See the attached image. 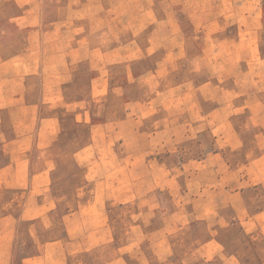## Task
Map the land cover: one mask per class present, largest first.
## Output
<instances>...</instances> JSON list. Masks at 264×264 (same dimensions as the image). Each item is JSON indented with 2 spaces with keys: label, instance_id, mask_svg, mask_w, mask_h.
<instances>
[{
  "label": "crops",
  "instance_id": "crops-1",
  "mask_svg": "<svg viewBox=\"0 0 264 264\" xmlns=\"http://www.w3.org/2000/svg\"><path fill=\"white\" fill-rule=\"evenodd\" d=\"M5 1L0 0V264H92L94 247L113 238L116 254L95 264H131L134 253L140 264H264L255 234L264 229V206L252 210L246 201V185L264 184V55L252 47L243 64L233 62L244 70L241 79L234 76L236 86L206 79L199 94L188 89L191 81L180 80L132 100L128 89L114 82L112 67L124 62L130 68L149 55L150 45L113 42L117 31L125 33L116 15L88 10L100 0L68 4L89 28L72 27L65 13L42 22L37 0H14L20 10L13 13L2 11ZM162 16L151 30L156 36L167 31L162 24L169 16ZM147 17L159 19L154 12ZM149 26L128 30L137 35ZM181 32L176 22L173 34ZM90 35L108 40L90 44L85 41ZM129 45L144 54L112 58ZM81 62L91 67L86 96L77 86L79 68L73 67ZM127 73L129 83L138 79L131 69ZM213 86L222 90L212 103ZM109 95L107 113H116L120 100L122 114L141 121L144 129L122 134L123 115L98 119L105 110L97 114L86 101H107ZM244 114L248 121L241 127L236 118ZM251 127L256 129L252 141L263 143L258 156L246 141ZM118 134L122 140L114 138ZM164 148L172 160L152 157ZM122 177L136 183L134 190L115 184ZM163 192L175 206L168 210L157 196L162 227L144 230L135 224L130 236L116 237L117 206L136 205L131 214L136 219L145 215L148 196ZM174 232L176 249L187 244L188 249L176 251V261L169 262ZM146 243L157 249L147 252ZM248 244L253 252L245 249Z\"/></svg>",
  "mask_w": 264,
  "mask_h": 264
},
{
  "label": "rangeland",
  "instance_id": "rangeland-1",
  "mask_svg": "<svg viewBox=\"0 0 264 264\" xmlns=\"http://www.w3.org/2000/svg\"><path fill=\"white\" fill-rule=\"evenodd\" d=\"M37 10H40L42 13V22L48 23L54 16L58 14H69L70 15V24L72 27H83L89 28L90 24L88 21H78L76 17V12L73 7H68V4H72L73 0H37ZM2 11L5 12H17L20 8L17 6L14 0H6L2 5ZM90 12H96V14H111L116 15V25L119 29H123L125 33L116 32L113 35V42L116 38V42H131L142 43L144 46L150 45L148 51V56H145L140 59H136L131 62V67L129 68L123 63L112 67V75H116L114 82L122 84L130 92V97L132 100L146 98L150 95L151 91L157 86H167L176 83V81L184 80L191 81L189 84V90L191 93L197 92L201 94L203 92V81L206 79L212 80L214 83L223 84L224 86H236L235 77L241 79L244 75L243 68L238 65L241 64L246 57L252 56V47L255 52H259L264 55V0H100L98 3L88 7ZM148 11V12H147ZM154 12L158 15V20L154 17H147V14ZM169 16L163 22L162 26L167 28V31L161 36H156L151 33L153 24L156 25L157 22H161L162 15ZM143 16H145L143 18ZM177 16V18H176ZM154 19V20H153ZM155 21V22H154ZM104 22V20H102ZM176 22L179 23L183 32L178 34L174 33V28ZM149 26V29H146L144 33L134 35L128 30L133 29V32L139 28ZM132 34V35H131ZM110 38V37H109ZM85 39V38H84ZM108 40L107 37L103 36H92L90 35L86 42L89 41L95 44H103ZM164 45L160 47V44ZM207 41V42H206ZM112 42V43H113ZM206 42V43H205ZM159 46V47H157ZM177 46V48H176ZM236 46L235 51H232V47ZM133 45H129L127 50L120 49L113 55L112 58H125L126 55L129 57L139 58L137 56L144 54L141 51L132 49ZM184 47V49H182ZM155 49L154 52L152 50ZM186 48V49H185ZM260 49V50H259ZM147 52V51H146ZM145 52V53H146ZM152 52V53H151ZM87 52L83 50L82 56H85ZM73 55V54H72ZM74 59L79 57L73 55ZM97 58V57H96ZM98 58H102L98 56ZM211 58V60H210ZM109 59V58H108ZM161 62V66H158V63ZM118 63V62H117ZM243 64V63H242ZM73 67L79 68L78 77H77V86L82 87L83 93L88 95L90 90V65L86 62H81L79 64L73 65ZM131 69L134 76L138 79H135L133 83L128 82L127 72ZM248 69V68H247ZM248 78L251 82L252 72L249 68ZM117 72V73H115ZM156 75V77H154ZM159 76V79L157 77ZM183 85H178L179 90L183 89ZM171 87V86H170ZM174 87V86H173ZM170 88V91L176 90V85L174 88ZM222 90L218 86H213V99L212 103L217 98V93ZM248 85L245 87V91H250ZM115 92V91H114ZM117 93H112L117 95L120 92V89L116 91ZM201 96V95H200ZM204 97V94L202 93ZM108 97V100H102L98 103H91L88 99V106L96 109L98 114L99 108L102 111L101 115H97L98 119L110 118L114 115L117 118L122 116V101H118L119 107L117 112L113 114L107 113L108 106L113 99ZM208 101L203 100V104ZM93 104V105H92ZM214 105V104H213ZM121 106V107H120ZM126 119V124L123 126L127 129L123 133H127L132 129L139 130L144 129V124L141 121L133 122V120L127 118V114L123 115ZM248 121L247 114H244L242 117L236 118V122L239 123L241 127L246 126ZM147 125L152 126L153 121L150 120L146 123ZM145 124V127H148ZM140 128V129H139ZM256 129L252 128L246 134V141L248 146H252V153L258 156L262 152L263 143L252 141ZM246 133V132H245ZM249 134L251 138H249ZM120 134L114 138H119ZM120 139V138H119ZM118 139V140H119ZM122 140V139H120ZM188 147L195 146L192 143ZM196 149V148H195ZM167 148L162 149L160 152H155L152 154V157H156L157 160L168 161L172 160L174 157H170L167 153ZM117 159H121V153L116 154ZM229 157V156H228ZM230 157H233L230 152ZM120 165V164H119ZM242 165V164H240ZM123 164L121 165V173L123 175L124 169ZM139 174V170L136 171ZM140 175V174H139ZM115 184L119 185L122 188H125L126 191H132L136 186V183L133 181V185L129 183L124 177L113 180ZM141 182L140 180H137ZM114 184V183H113ZM112 185V184H111ZM246 201L248 202L252 210L258 209L264 206V184H255V185H246ZM128 194L122 196L124 199L128 198ZM157 196L162 197V203L168 210L175 206L174 200H169L170 196L167 192H163L159 195L151 194L148 196V199L144 201V208H146L145 215L140 216L139 218L134 219L132 213L137 210V206L132 205L128 208H120L117 206L114 213L116 220L114 221L113 233L116 234V237L122 235L130 236L129 230L132 225L138 224L144 230H152L162 227L164 225L163 211L159 207V202ZM130 197V196H129ZM202 228V227H200ZM198 227V229H200ZM237 234L236 232H234ZM103 235V233H101ZM110 234V232H106ZM234 234V235H235ZM256 234V250L260 253V256L264 258V229L257 230ZM174 244L172 249L173 257L170 258V261H176V251L188 249V244L185 246H179L176 249V232H174ZM240 235V234H239ZM238 235V236H239ZM178 236H182L178 235ZM106 242L104 245L99 244L94 247L91 251V263H104L109 260V256L116 254V242L114 240ZM180 243L178 242L177 245ZM252 245H245V249ZM249 251H254L253 247ZM156 250L155 244L146 243L144 244V250L147 252H152ZM137 253H134L130 258L131 264H140L137 259ZM158 263V262H157ZM166 262H164L165 264ZM168 263V260H167ZM158 264H161L160 262Z\"/></svg>",
  "mask_w": 264,
  "mask_h": 264
}]
</instances>
